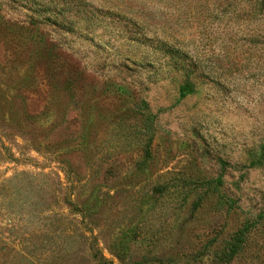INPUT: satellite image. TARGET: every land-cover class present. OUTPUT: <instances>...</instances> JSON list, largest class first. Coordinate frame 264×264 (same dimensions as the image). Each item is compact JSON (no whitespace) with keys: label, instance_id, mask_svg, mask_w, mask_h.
Listing matches in <instances>:
<instances>
[{"label":"rangeland","instance_id":"1","mask_svg":"<svg viewBox=\"0 0 264 264\" xmlns=\"http://www.w3.org/2000/svg\"><path fill=\"white\" fill-rule=\"evenodd\" d=\"M259 1L0 0V264H264Z\"/></svg>","mask_w":264,"mask_h":264},{"label":"trees","instance_id":"2","mask_svg":"<svg viewBox=\"0 0 264 264\" xmlns=\"http://www.w3.org/2000/svg\"><path fill=\"white\" fill-rule=\"evenodd\" d=\"M263 1L264 0H260L258 5L262 4ZM42 18L37 17L36 19L33 20V22L39 24L41 23ZM45 19L49 21L46 17ZM26 35L28 36L29 34H26V32L20 33V37H23ZM186 95H187V89L184 88L181 90L180 96L181 98H183ZM216 183L220 185L222 183L221 179L218 178L216 180ZM246 229L247 227H245L244 229H240L230 239L224 240L223 248H222L221 255H220L222 257L221 260H223V264L230 263L231 261L235 259L236 256H238L242 252L243 245L246 241V232H245Z\"/></svg>","mask_w":264,"mask_h":264}]
</instances>
